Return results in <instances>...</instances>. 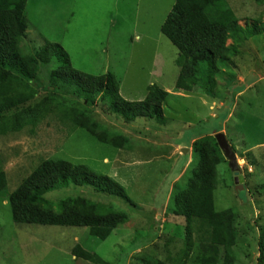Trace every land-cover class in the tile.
<instances>
[{
  "label": "rangeland",
  "instance_id": "rangeland-1",
  "mask_svg": "<svg viewBox=\"0 0 264 264\" xmlns=\"http://www.w3.org/2000/svg\"><path fill=\"white\" fill-rule=\"evenodd\" d=\"M227 2L243 27L263 17V0ZM173 6L174 0L28 1L27 38L21 45L26 53L58 44L75 70L94 76L114 74L121 96L129 102H143L152 85L167 89L164 116L169 122L161 125L138 118L122 125L115 115L102 112L97 99L91 103L76 87L51 79V72L62 66L59 61L41 65L32 82L37 94L31 104L51 99L78 108L124 134L130 146L103 145L83 130L70 131L56 118L43 121L34 132L25 129L0 137V172L8 179L6 197H0V264H91L74 260L71 250L77 244L109 264H181L186 221L169 209L199 164L193 144L220 134L221 143L236 155L243 183L236 185L229 162L222 163L216 207L237 214L236 263L257 264L264 226V198L255 190L264 183V35L242 47L234 68L210 78L214 94H186L176 88L179 52L161 33ZM50 158L86 164L110 176L126 189L133 204L75 186L50 192L46 198L55 204L67 197L111 204L127 214L129 222L104 242L91 238L85 228L16 224L9 196ZM194 255L187 264H196Z\"/></svg>",
  "mask_w": 264,
  "mask_h": 264
},
{
  "label": "trees",
  "instance_id": "trees-1",
  "mask_svg": "<svg viewBox=\"0 0 264 264\" xmlns=\"http://www.w3.org/2000/svg\"><path fill=\"white\" fill-rule=\"evenodd\" d=\"M28 1L0 0V137L25 129L34 132L43 121L56 118L70 131L83 130L103 145L129 148L124 134L84 115L78 108L51 99L31 104L37 94L32 82L36 81L40 66L53 61L62 64L51 72L53 81L76 87L91 103L97 99L102 112L115 115L122 125H130L138 118L161 125L169 122L164 116L169 93L159 86H150L143 102H129L121 96L120 82L114 74L94 76L75 70L69 55L58 44L48 43L34 53H26L21 45L27 38ZM161 33L179 52L177 90L211 95L214 92L210 78L223 76L226 69L234 68V59L240 56L242 47L252 38L264 35V14L243 27L227 0H174ZM215 132L218 134L220 128ZM193 153L199 164L187 187L177 191L169 209L173 216L186 221V252L181 264H187L193 253L198 256L196 264H237V214L233 209L218 210L215 202L218 167L227 163L217 135L196 141ZM7 186V175L0 172V197H6ZM71 186L89 187L133 204L126 189L110 176L96 173L86 164L50 158L41 162L9 196L13 221L21 225L85 228L99 242L108 240L129 222L128 215L111 204L86 197H67L55 204L46 198L50 192ZM255 190L264 198V183ZM71 255L75 261L109 264L81 244L74 246ZM257 264H264V226L260 228Z\"/></svg>",
  "mask_w": 264,
  "mask_h": 264
},
{
  "label": "water",
  "instance_id": "water-1",
  "mask_svg": "<svg viewBox=\"0 0 264 264\" xmlns=\"http://www.w3.org/2000/svg\"><path fill=\"white\" fill-rule=\"evenodd\" d=\"M222 134L220 135H217V138L219 139V142H220V146H221V149L223 151V155L224 157L226 158V160L229 162V167L231 169V171L234 173V176H235V184L238 185L239 183H243V178L242 176L240 175V169L239 167L237 166V161H236V155L233 153V151H231L230 149H227L226 146L223 145L222 142ZM183 152H188L187 149H184ZM186 154V153H184Z\"/></svg>",
  "mask_w": 264,
  "mask_h": 264
},
{
  "label": "crops",
  "instance_id": "crops-1",
  "mask_svg": "<svg viewBox=\"0 0 264 264\" xmlns=\"http://www.w3.org/2000/svg\"><path fill=\"white\" fill-rule=\"evenodd\" d=\"M169 90L166 89V92L168 93ZM170 92V91H169ZM183 92V91H182ZM185 93V92H184Z\"/></svg>",
  "mask_w": 264,
  "mask_h": 264
}]
</instances>
